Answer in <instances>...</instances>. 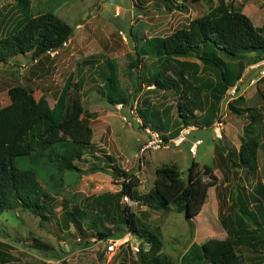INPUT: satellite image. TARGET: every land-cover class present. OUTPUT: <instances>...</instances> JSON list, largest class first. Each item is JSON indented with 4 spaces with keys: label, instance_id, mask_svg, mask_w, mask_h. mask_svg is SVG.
<instances>
[{
    "label": "rangeland",
    "instance_id": "obj_1",
    "mask_svg": "<svg viewBox=\"0 0 264 264\" xmlns=\"http://www.w3.org/2000/svg\"><path fill=\"white\" fill-rule=\"evenodd\" d=\"M223 1L226 7L241 8L255 26L264 25V0ZM28 2L25 7L17 0H0V37L24 18L46 11L65 20L73 33L62 47L35 60L27 53L0 63V105L9 104V87L23 85L36 99L43 96L53 107L65 81L78 82L77 88L71 84L70 94L76 92L81 98V118L92 130L93 150L75 162L82 171H62L57 180L52 179L53 187L44 189L51 201L46 220L41 221L33 210L20 206L0 214V264H143L149 257L150 246L127 231V225L120 219L124 206L134 213L139 229L158 236L162 243L160 257L173 264L193 262L191 257L200 254L198 246L208 238H230L246 264H264V76L260 73L264 70V58L256 66L247 65L243 81H237L238 93L231 101L242 96L243 102L237 106L250 109L240 116L228 111L231 101L227 104L222 101L224 93L210 116L208 111L214 102L209 89L217 79V71L195 57L178 58V63H193L184 66V72L200 90L202 110H196L198 117L207 115L210 122L198 131H191L178 146L169 143V147L139 151L151 137L148 130L167 138L178 134L183 126L175 110L184 96L180 85L166 90L147 86L144 76L161 70L162 64L150 54L138 55L137 49L145 39L168 35L192 18L207 13L219 0ZM259 52L264 56L263 50ZM256 57L254 53L245 55L247 60ZM106 61L114 62L116 67L114 88L107 80L104 86L102 73H109ZM163 68L167 75L173 76L177 66L167 62ZM121 94L127 98L126 104L116 103L115 98ZM136 109L143 111L148 123L142 122L144 119ZM252 114L257 122L252 123L251 134L259 138V146L255 163L244 165L238 157V148L243 140V127L251 122ZM220 117L224 125L220 136H216L214 123ZM158 122L161 127L155 129L152 123ZM196 138L201 142L192 157L189 147ZM191 160L211 167L216 181L206 192L204 210L198 217L203 234H198L196 240L194 231L198 226L194 218L190 219L189 227L183 212H177L172 204L162 207L152 200L151 207L129 204L124 195L119 199L104 198L120 190L121 177L115 174L120 175L121 171L138 177L134 193L141 195L152 190L155 168L173 164L185 178ZM16 162L22 168L36 167L25 160ZM95 164L104 170L87 172ZM66 211L75 212L81 230L66 218ZM96 229L121 235L113 253L107 252L108 239L95 236ZM255 229L259 230L257 236ZM194 264L206 263L196 260Z\"/></svg>",
    "mask_w": 264,
    "mask_h": 264
},
{
    "label": "trees",
    "instance_id": "obj_2",
    "mask_svg": "<svg viewBox=\"0 0 264 264\" xmlns=\"http://www.w3.org/2000/svg\"><path fill=\"white\" fill-rule=\"evenodd\" d=\"M17 1L25 7L29 4L28 0ZM223 2L219 0L216 7L192 18L185 26L175 28L168 35L145 39L137 49L138 55L150 54L162 64L161 70L144 76L147 86L162 90L181 86L180 92L184 97L178 102L175 111L182 126L195 125L199 120L196 110L202 109L198 99L200 90L184 72V66H193V63H178V58L195 57L217 71V79L209 89L214 102L208 111L210 116L213 114L214 104L229 86L238 81L245 67L264 58H245L246 54H260V50L264 51V25L255 26L241 8L226 7ZM72 33L71 25L52 11L28 16L0 37V63H5L11 56L27 53L35 60L44 53L62 47ZM162 61L164 64L174 62L177 66L173 76L166 74ZM105 64L109 73H102L103 82H111L114 88L117 83L115 64L111 61H106ZM70 81L71 79L65 81L53 107L49 106L43 96L36 99L30 89L23 85L8 88L9 104L0 105V214L20 206L33 210L41 221L46 220L51 201L44 189L52 188V179L57 180L62 171H82L75 162L80 160L85 152L93 150L92 130L81 118L83 106L78 93L70 94L71 84L76 87L78 82L73 84ZM107 81L104 83L105 87ZM115 99L116 103L122 105L127 101L123 94ZM241 102L243 97L238 96L229 103L228 111L239 116L242 111H249V108L237 106ZM136 110L144 122L143 111ZM146 121L149 122L147 119ZM203 122L205 125L210 122L207 115H204ZM256 122L257 117L252 114L251 122L243 127V140L238 148V157L244 165L255 163L259 138L251 132ZM152 125L155 129L161 127L159 122ZM105 157L108 159L109 155L105 154ZM18 160H25L36 167L22 168L17 165ZM102 170L103 167L96 164L87 168V172ZM154 174L152 190L139 195L134 193V188L139 185L138 177L134 173L121 171L120 175L115 174L121 177L120 190L115 194L105 195L104 198L118 196L119 199L127 195L138 204L151 207L152 200H155L162 207L172 204L180 213L184 212L186 206L188 216L192 218L201 210L208 188L216 183L211 167L200 165L194 160H191L185 178L181 177V172L173 164L155 168ZM65 215L80 229L75 212L66 211ZM120 217L127 225V231L138 235L142 243L150 246L149 257L143 264H173L160 257L161 240L152 231L138 228L134 213L128 206L122 208ZM258 231H255L256 236ZM95 236L101 239L121 237L113 235L109 230L99 229H96ZM35 243L40 245L37 240ZM234 247L235 243L230 238H208L198 246L200 254L191 257L192 264L196 260L207 264H246Z\"/></svg>",
    "mask_w": 264,
    "mask_h": 264
},
{
    "label": "built area",
    "instance_id": "obj_3",
    "mask_svg": "<svg viewBox=\"0 0 264 264\" xmlns=\"http://www.w3.org/2000/svg\"><path fill=\"white\" fill-rule=\"evenodd\" d=\"M260 73L262 76H264V70H261ZM237 84H239V83L237 82L235 84H232L231 86H229L225 90V92L222 96V101L225 104H227L228 102H230L233 98H235L237 96V93H238V85ZM219 115H221V113ZM214 125L216 127L215 130L217 132L216 136H220V131L224 125L222 118L220 117L219 119H217L215 121ZM194 129L195 128L191 125H185L179 130L178 134L173 138H167V137L162 136L157 131L148 130L151 137H149L150 139H148L139 148V151L141 153H143L147 149H159L162 147H169V143L173 144L174 146H178L185 140V137H187V135L190 134V132L193 131ZM200 142H201V139H195V141L192 142V145L189 147V152L191 153V155H195L196 147L198 144H200ZM123 198L129 204H138L137 201H135L134 199H131L127 195H124ZM117 242H118V239H108L106 241L107 252L113 253L115 251V247H116Z\"/></svg>",
    "mask_w": 264,
    "mask_h": 264
},
{
    "label": "crops",
    "instance_id": "obj_4",
    "mask_svg": "<svg viewBox=\"0 0 264 264\" xmlns=\"http://www.w3.org/2000/svg\"><path fill=\"white\" fill-rule=\"evenodd\" d=\"M248 16V15H247ZM253 54V53H252ZM255 55H257V57H261V54H256V53H254ZM263 57V56H262ZM264 60V59H263ZM260 61V60H259ZM257 62L256 61V63L255 64H253L252 66H256V65H258V63H260V62ZM263 62V61H262ZM251 66V67H252ZM239 79H241V82L243 81V77H242V75H241V77L239 78ZM200 116V115H199ZM202 116V115H201ZM198 122L195 124V125H193V124H191V126H193L195 129L193 130V131H198L197 129H202V128H204L203 126L205 125V123L203 122V117H198ZM192 131V132H193ZM170 136H173V135H170ZM196 139H198V138H196ZM192 157H195L196 156V152H195V155H191ZM201 165H204V164H201ZM216 184V183H215ZM214 184V185H215ZM213 185V186H214ZM211 187V186H210ZM208 191V190H207ZM205 203V202H204ZM204 203H203V205H204ZM204 209H203V206L201 207V210L196 214V215H194L191 219H193V220H195L194 222H195V226H198L197 228H195V231H194V236H195V240H196V237H197V235L199 234L200 236L203 234V231H202V229L201 230H199V224H198V217L199 216H201L202 215V211H203ZM200 221H202V220H200ZM240 224H243V223H241V222H239ZM257 229H255V230H253V231H256ZM252 231V230H251ZM204 240V239H203ZM201 262H203V261H201ZM189 264H192V262H190ZM207 264V263H206Z\"/></svg>",
    "mask_w": 264,
    "mask_h": 264
},
{
    "label": "water",
    "instance_id": "obj_5",
    "mask_svg": "<svg viewBox=\"0 0 264 264\" xmlns=\"http://www.w3.org/2000/svg\"><path fill=\"white\" fill-rule=\"evenodd\" d=\"M185 203H186V201H185ZM183 214H184V220H186V222L188 223V225H189V227H191V218H189V216H188V213H187V207L185 206V209H184V212H183Z\"/></svg>",
    "mask_w": 264,
    "mask_h": 264
}]
</instances>
